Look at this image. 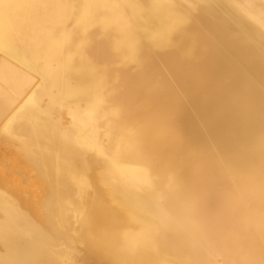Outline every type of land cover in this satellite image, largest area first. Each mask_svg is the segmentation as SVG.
Segmentation results:
<instances>
[{
    "label": "bare ground",
    "instance_id": "1",
    "mask_svg": "<svg viewBox=\"0 0 264 264\" xmlns=\"http://www.w3.org/2000/svg\"><path fill=\"white\" fill-rule=\"evenodd\" d=\"M0 264H264V0H0Z\"/></svg>",
    "mask_w": 264,
    "mask_h": 264
}]
</instances>
